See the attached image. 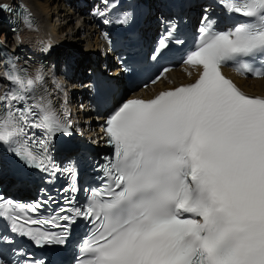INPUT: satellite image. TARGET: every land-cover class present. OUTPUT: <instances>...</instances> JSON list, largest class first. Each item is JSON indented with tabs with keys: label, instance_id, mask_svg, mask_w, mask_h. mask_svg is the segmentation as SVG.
<instances>
[{
	"label": "snow or ice",
	"instance_id": "6c2138e0",
	"mask_svg": "<svg viewBox=\"0 0 264 264\" xmlns=\"http://www.w3.org/2000/svg\"><path fill=\"white\" fill-rule=\"evenodd\" d=\"M218 3L245 20L228 31L202 24L183 61L198 69L195 82L128 99L109 115L103 132L113 154L100 165L101 186L85 189L79 207L75 195L65 196L48 217L40 213L51 197L22 203L0 196V227L44 247L64 245L84 220L91 228L77 264H264V97L246 95L221 70L232 62L238 75L264 78V68L253 66L257 59L264 65V0ZM25 23L32 26L27 16ZM174 30L158 41L157 54ZM5 78L15 87L0 96V144L29 168L67 175L63 192L75 194V167L61 169L49 154L55 134H69L67 112L27 102L42 73L30 77L12 65Z\"/></svg>",
	"mask_w": 264,
	"mask_h": 264
},
{
	"label": "bare ground",
	"instance_id": "6f19581e",
	"mask_svg": "<svg viewBox=\"0 0 264 264\" xmlns=\"http://www.w3.org/2000/svg\"><path fill=\"white\" fill-rule=\"evenodd\" d=\"M25 1V0H24ZM32 7V12L34 13L32 26L29 27L28 25L23 26V29L20 32V38L21 41L18 45V51L23 50L22 55V65H27L28 67L31 66L30 73L31 77H34L37 72L42 73L43 79L41 81L36 82V85L42 88H48L52 91L55 98L58 99L59 102H61L62 97V88L63 90L66 89V87L63 86V82H60V80L55 79L54 71L56 70L57 75L60 74V70L56 67L54 68V63L56 60H58V63H56V66L60 64V62H63L64 60V54H60V50L63 49L62 53H71L73 51L75 54L79 55L80 59H77L78 66L84 64L86 62L88 55H91L92 53L98 51V48L96 47V44H98V40L96 39L95 47L92 41L88 37H84L83 30L81 29V24H76L75 27L68 32L69 36H72L76 39V42H71V39H67V36H64L65 30L70 27V24L67 23L66 26L62 25V20L68 19V21L72 22L74 21L73 15L71 12L66 13V15H59L60 13H63L64 11L57 6L56 9H47V4L42 3L38 0H33L34 3H32V0H26ZM18 0H0V9L7 11L8 8H12ZM77 0L71 1L73 5H76ZM4 6H7L6 8ZM80 7L83 8V5L80 4ZM82 10V9H81ZM57 12V15L60 16L59 24L58 22H53L54 15L57 16L55 13ZM62 17L64 19H62ZM64 31V32H63ZM82 35V37L80 36ZM55 40V41H54ZM84 42H86L84 47ZM91 43V46L89 44ZM44 46H47V51L49 52V59L44 65H40V59H41V50L44 48ZM90 46V47H89ZM83 48L86 50L84 51ZM89 47V48H88ZM35 53V54H33ZM98 55V54H97ZM96 55V58L100 60V56L98 57ZM32 59V60H31ZM78 68V67H77ZM90 69V66H89ZM182 71L179 70L173 72L163 84H159L157 88H164V86L171 85L172 81L175 80L178 76H183ZM196 69H192L191 73H195ZM61 74L62 73L61 70ZM238 83L244 87V89L251 93V94H258L264 96V80H245L239 78ZM89 80H87L85 83H88ZM84 83V84H85ZM91 115L87 116V123L90 122ZM94 122H92L93 124ZM91 124V125H92ZM91 135V134H89Z\"/></svg>",
	"mask_w": 264,
	"mask_h": 264
},
{
	"label": "rangeland",
	"instance_id": "374dc122",
	"mask_svg": "<svg viewBox=\"0 0 264 264\" xmlns=\"http://www.w3.org/2000/svg\"><path fill=\"white\" fill-rule=\"evenodd\" d=\"M38 1H40V2H42V3H46L47 4V9H56L57 8V6L59 5V7L64 11L63 13H60L59 15H66V13H69L68 12V10H69V7L68 6H66V5H64L63 4V2H61L60 1V3L58 2V0H38ZM32 3H34V1L32 0ZM29 4V3H28ZM71 12V11H70ZM56 15H57V12L55 13ZM59 15H57V16H55L54 15V18H53V22H58L57 24H59V19H60V16ZM86 17V16H85ZM62 19H64L63 17H62ZM61 20V19H60ZM67 23H69L70 24V27H68L65 31V33H64V36H67V39H71V42H76V39L74 38V37H72V36H69L68 35V32H70V30H72V28L73 27H75V25L76 24H78V22L76 21V18H74V21H72V22H70V21H68V19H66V20H62V25L61 26H66L67 25ZM64 32V31H63ZM83 33H84V31H83ZM0 34H2L1 35V37H5V36H7L6 35V33L5 32H3L2 31V29H0ZM81 37H82V35H80ZM8 40L9 41H11V40H13V36L12 35H8ZM90 41H92L93 42V44L92 45H94V47H95V43L94 42H96V39H94L93 37H91L90 38ZM85 44H86V42H84V47H85ZM89 44H90V46H91V43L89 42ZM89 46V47H90ZM88 47V48H89ZM82 49L85 51L86 49L85 48H83L82 47ZM63 51V50H62ZM70 52L71 53H68L67 51H66V53H63L64 55V59H66L67 58V56H73V51H71L70 50ZM33 54H35V53H33ZM67 54V55H66ZM69 58H71V57H69ZM32 60V59H31ZM83 75L86 73V69H84L83 70ZM59 77V75L57 76V78ZM64 81H66V83L67 84H69V89H74L75 88V86H70V84H73L74 83V80H69V81H67V80H65L64 78H62ZM2 84H3V81L0 79V87L2 86Z\"/></svg>",
	"mask_w": 264,
	"mask_h": 264
}]
</instances>
